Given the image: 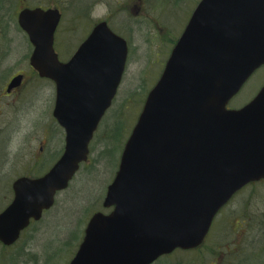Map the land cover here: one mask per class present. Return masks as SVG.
<instances>
[{
  "label": "water",
  "instance_id": "obj_1",
  "mask_svg": "<svg viewBox=\"0 0 264 264\" xmlns=\"http://www.w3.org/2000/svg\"><path fill=\"white\" fill-rule=\"evenodd\" d=\"M58 9H25L32 65L57 85L55 116L67 132L63 157L42 179L19 181L0 215V240L16 241L49 209L88 160L128 57L127 42L98 24L67 63L54 51ZM264 66V0H201L149 93L104 202L70 264H154L201 246L227 202L264 179V87L228 109Z\"/></svg>",
  "mask_w": 264,
  "mask_h": 264
},
{
  "label": "rangeland",
  "instance_id": "obj_2",
  "mask_svg": "<svg viewBox=\"0 0 264 264\" xmlns=\"http://www.w3.org/2000/svg\"><path fill=\"white\" fill-rule=\"evenodd\" d=\"M20 1L21 4L16 7H22L23 4L28 6L48 4L50 7L61 9L64 17L59 34L58 48L65 59L71 57L78 45L87 37L92 27L102 20H107L113 28L112 30L120 33L130 44L131 56L127 71L121 85V91L109 113L110 121L108 120L113 123L114 128V125L124 116L122 119L125 118L127 123L123 136L114 138V135L108 141H102L104 138L100 140L97 147H95L92 163L84 167L73 179L69 188L59 194L57 208L53 214L47 216L46 220L50 221L48 225L42 231L35 232V239L24 240L29 241L27 248L31 249L29 250L30 255L38 254L39 264H69L78 250V245L82 241L84 229L90 217L98 211H103V201L107 187L118 170L124 142L138 120L143 107L142 102L160 77L173 42L185 29L200 0ZM1 2L2 5L8 6L9 4L6 3V0H1ZM4 11L6 12V10ZM7 19L4 20L0 33L13 29L12 36L15 34L16 27L11 26L9 29ZM11 22L14 23L13 19H11ZM0 42L6 44L5 38H1ZM17 43L23 45L20 36ZM38 84L32 86L35 87L32 90L35 92L34 94L38 91L44 92L45 84L41 82ZM263 85L264 67L253 74L240 93L233 98L230 106L232 108L244 106L254 98ZM1 90L0 85V92ZM52 94L51 88H48L45 92L46 96ZM17 107L19 106L12 109ZM0 110H2L1 106ZM12 115L14 116V114ZM23 120L18 121L16 126L19 125L20 127H17V129L24 130V133L9 131L11 127L8 125L11 124V120L8 123L4 120L0 122V125L7 129V132H11L12 136H15L11 138H14L12 144L16 145L14 152L17 151L15 155L20 160L19 163L24 165L27 170L38 168L39 171L36 172H41L43 168L36 164L35 159L40 160L43 157L46 164L50 163L48 156H54L60 150L57 145L53 147V143L50 144L49 142V144L45 143V146H48L45 147V151L42 153L40 151L41 140L47 139L45 134L47 125H40L37 122L32 124ZM1 130L0 128V150L3 147V141H1L3 140V131ZM50 145L51 147H49ZM28 146L31 147V151H29ZM51 222H56L55 225L59 224V227H53L54 223ZM236 227L237 231L234 233L233 228ZM241 228L246 230L244 231ZM229 231H231V234L228 233ZM243 231L244 233L241 235L240 233ZM225 232H227V235H225ZM240 239L243 244H239L238 240ZM21 245L16 249V253L12 251L8 252V255L6 254L4 264H14L11 259L18 254ZM238 247L239 250H237ZM228 249L234 255L238 253V256H236V260L227 263L224 260L222 261L219 256L220 252L222 254ZM1 253L3 252L0 251V255ZM200 256V253H177L171 260L157 264H167L171 261L174 264L178 262L187 264L189 261H192L189 264H222V262H224L223 264H243L244 262L264 264V184L244 190L243 193L237 196L227 211L218 217L212 235L207 242L205 254L203 258ZM25 257L23 255L20 260L14 262L22 263L25 261Z\"/></svg>",
  "mask_w": 264,
  "mask_h": 264
},
{
  "label": "flooded vegetation",
  "instance_id": "obj_3",
  "mask_svg": "<svg viewBox=\"0 0 264 264\" xmlns=\"http://www.w3.org/2000/svg\"><path fill=\"white\" fill-rule=\"evenodd\" d=\"M7 2L9 3L8 6L2 5V2L0 0V28L4 23V20L8 18V28L10 29L11 26H15L16 29L15 34L12 36L11 34L13 29L5 30L3 33H0V39L5 38L6 41V44L0 42V85L2 89L0 92V106L2 107V110H0V122L5 120V122L8 123L11 120V124L8 126L11 127V130L9 131H12L13 133H17L18 131L24 133V130H19V128L17 129V127H20L19 125L16 126L18 121H20L21 119H24L25 121L30 122L32 124H36V122L40 125L46 124L47 126L45 128V134L47 139L41 140L40 151L44 153L45 147L48 146H45V143L49 144V142L50 144L53 143V147L57 145L60 151L56 152L54 156L49 155L48 158H50V163L47 164L44 162L43 159L45 158L43 157L40 160L33 158L36 160V164H38L39 167L41 166L40 168H43L41 172H36L39 171L38 168L36 170H27L24 165L19 163L20 160L15 155L17 153V151L14 152V147L16 145L12 144L14 138H11L15 136H12L11 132H7L8 130L4 127H1L2 125H0V128L2 129L1 131H3V133L6 132L4 134L2 133L3 140L1 141H3V147L0 150V215L3 214L14 202L16 198L17 182L22 179L37 180L44 177L49 172V170L56 164V162L59 161V159H61V157L64 155L67 144L66 129L61 125V123L55 116V109L57 103L56 84L53 80L46 77H42L40 73L32 66V57L34 54L35 47L31 43L28 34L22 29L19 24L20 12L23 9H50V6L48 4H38L35 6H28L26 4H23L24 6L22 7H16L17 5L21 4L20 0H15L13 2L12 0H6V3ZM3 10H6V12H3ZM63 17L64 16H62L55 33L54 48L60 61L67 62L71 59L75 52L71 55L70 58L65 59L61 55L60 50L58 48L59 34L62 28ZM11 19H13L14 21L13 24L11 22ZM19 36L21 39V43L23 41V45H19L17 43L19 42ZM40 82L45 84L44 92L38 91L36 94H34L35 92L32 90L35 87L32 86L39 85L38 83ZM48 88H51V90L53 91V94L50 96L45 95V92L48 90ZM31 91L33 92L32 94ZM48 97L51 98L48 99ZM16 106L19 107H17L16 109H12ZM109 113L110 111H107L105 116L102 118L101 123L98 126V129L95 132L93 139L90 143V157L88 163H92L93 154L96 150L95 147H97L100 140L104 138V140L102 141H108L109 139L113 138V123L109 122ZM12 114H14V116ZM46 121L47 123H45ZM49 147H51V145ZM28 149L29 151H31L30 146H28ZM58 197L59 193L56 194L54 205L51 208L44 210L40 219L32 218L30 220L28 227L21 232L20 237L16 241L7 244L4 241L0 240V251L3 252L0 255L3 257H1L0 264L5 263V256L6 254L8 255V252L10 253L14 251L16 253V249L22 243L23 244L21 245L20 250L17 252L18 254L12 257L11 262H13L14 264H39V258L37 257L38 254L35 253L30 255L29 250L31 249L27 248L29 245V241L24 240L35 239V232L42 231L48 225V222L50 221H47L46 219L51 214H53V212L57 208L59 203ZM226 210L227 208H225L224 212ZM51 223H54L53 227H59V224L55 225L56 222ZM241 229H243L244 231L246 230L245 228ZM233 230L234 232H236L237 227L233 228ZM23 251H25V253H23ZM21 254L26 256L25 261H23L22 263H15L14 261L18 259L20 260V258L23 256Z\"/></svg>",
  "mask_w": 264,
  "mask_h": 264
},
{
  "label": "trees",
  "instance_id": "obj_4",
  "mask_svg": "<svg viewBox=\"0 0 264 264\" xmlns=\"http://www.w3.org/2000/svg\"><path fill=\"white\" fill-rule=\"evenodd\" d=\"M124 117V116H123ZM122 117V118H123ZM119 118H120V116H119ZM122 118H120L119 119V121L117 122V124H115L114 125V128H113V137H114V135H115V137L114 138H120V136L122 135L123 136V134H124V129H125V126H126V123H127V120H125V118L124 119H122ZM121 119H122V121H121ZM122 138V137H121ZM118 140L116 139V142H117ZM234 232V231H233ZM244 232V231H243ZM243 232L242 233H240L241 235L243 234ZM229 234H231V231H229L228 232ZM235 233V232H234ZM225 235H227V232H225ZM230 238V237H229ZM239 241V244H243V242L241 241V239L240 240H238ZM206 245L207 244H204L202 247H200L199 249H197V250H195V251H190V252H178V253H191V254H195V253H200V257H202L203 258V255L205 254V251H206ZM241 246V245H240ZM237 250H239V247L237 248ZM175 254H177V253H174L173 255H171V256H166V257H163V258H161L157 263H161V262H166V261H169V260H171V258L172 257H174L175 256ZM236 256H238V253H236V255H234L233 253H231V250L230 249H228V250H226V251H224L222 254H221V252H220V259L223 261L224 260V262H229V261H231V260H236L237 259V257ZM225 257V258H224ZM190 262H192V261H189V262H187V264H189ZM224 262H222V264L224 263ZM241 262V261H240ZM233 263V262H232ZM167 264H174L172 261L171 262H169V263H167ZM177 264H182L181 262H178ZM243 264H248V262L246 263V262H244Z\"/></svg>",
  "mask_w": 264,
  "mask_h": 264
}]
</instances>
